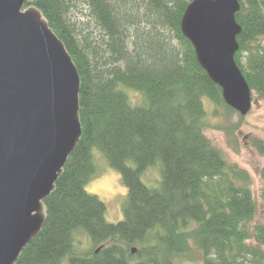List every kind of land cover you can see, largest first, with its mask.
I'll return each mask as SVG.
<instances>
[{
	"label": "trees",
	"instance_id": "1",
	"mask_svg": "<svg viewBox=\"0 0 264 264\" xmlns=\"http://www.w3.org/2000/svg\"><path fill=\"white\" fill-rule=\"evenodd\" d=\"M194 0H32L65 45L80 79L83 132L54 191L46 220L16 264H181L199 236L204 264H264V221L249 175L206 135L205 100L235 111L198 61L182 31ZM235 60L264 100V0H239ZM140 92L133 104L128 90ZM264 154V141L256 140ZM101 150L129 191L125 218L110 223L106 204L85 189ZM130 160L136 167L128 165ZM158 163L162 186L141 173ZM264 182V170L262 172ZM264 212V186L261 193ZM196 230H187L192 223ZM91 248L78 252L79 232ZM136 249V252L133 250Z\"/></svg>",
	"mask_w": 264,
	"mask_h": 264
},
{
	"label": "water",
	"instance_id": "2",
	"mask_svg": "<svg viewBox=\"0 0 264 264\" xmlns=\"http://www.w3.org/2000/svg\"><path fill=\"white\" fill-rule=\"evenodd\" d=\"M32 0H0V264H16L46 220L44 200L75 149L81 79ZM239 0H194L182 20L198 61L242 116L254 94L235 55ZM136 252V249L133 250Z\"/></svg>",
	"mask_w": 264,
	"mask_h": 264
},
{
	"label": "rangeland",
	"instance_id": "3",
	"mask_svg": "<svg viewBox=\"0 0 264 264\" xmlns=\"http://www.w3.org/2000/svg\"><path fill=\"white\" fill-rule=\"evenodd\" d=\"M127 92L133 104H144V97L140 92L131 89ZM205 107L208 113L207 119L209 124L205 133L222 150L229 162L237 164L249 175L250 185L257 201V213L254 223H262L264 221L261 199L264 186L262 179L264 154L256 148L255 141H264V100L254 95L253 107L246 116H242L237 111H229L224 107L219 108L215 115L214 111L216 107L209 99L205 100ZM92 154L97 169L96 174L102 170L104 165L112 166L107 156L98 148H94ZM128 165L135 168L136 162L130 160ZM161 169L160 163L149 167L141 173V180L151 189H160L162 186ZM127 195L110 200L101 199L96 195L106 204L105 218L108 222L117 223L125 218L124 203ZM196 226L197 224L193 222L187 230L194 231L196 230ZM190 239L191 253L183 256L180 263L204 264L203 251L199 247L198 242L199 236L196 232H192ZM74 245L78 252H85L91 248V237L86 231L79 232L75 236ZM64 264H70L68 257Z\"/></svg>",
	"mask_w": 264,
	"mask_h": 264
},
{
	"label": "clouds",
	"instance_id": "4",
	"mask_svg": "<svg viewBox=\"0 0 264 264\" xmlns=\"http://www.w3.org/2000/svg\"><path fill=\"white\" fill-rule=\"evenodd\" d=\"M85 189L88 193L96 194L104 200L126 196L129 191L127 185L124 183L122 173L107 164L104 165L98 174L89 178L85 184Z\"/></svg>",
	"mask_w": 264,
	"mask_h": 264
}]
</instances>
